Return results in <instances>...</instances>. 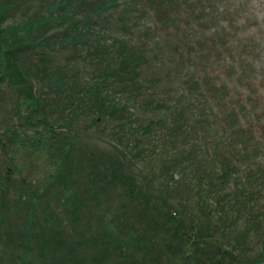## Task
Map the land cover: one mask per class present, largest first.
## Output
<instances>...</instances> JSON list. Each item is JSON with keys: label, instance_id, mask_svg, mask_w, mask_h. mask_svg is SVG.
Here are the masks:
<instances>
[{"label": "trees", "instance_id": "trees-1", "mask_svg": "<svg viewBox=\"0 0 264 264\" xmlns=\"http://www.w3.org/2000/svg\"><path fill=\"white\" fill-rule=\"evenodd\" d=\"M42 1L27 21L29 12L22 10V14L17 7L23 0H0V106L9 102L5 122L13 127L6 131L8 142L17 143L31 156L48 150L50 159L60 160V166L53 164L55 172L49 171L41 186L22 180L12 203L2 198L0 250L6 248L4 238H11L23 245L14 250H25V255L17 256L19 264H191L187 245L193 246L196 257L203 254L208 260L192 264H264V236L258 239L259 258L251 263L235 244L221 249L209 226L218 218L221 222L217 219L216 225L225 227L229 210L234 215L229 224L246 222L243 214L252 223L264 222V197H258L264 192V137L252 135L248 122V127L240 125L239 116L250 119L247 106L238 105V112L231 110L226 116L211 88H202L208 83L196 79L189 55L183 62L179 57L184 72L176 74L177 89L156 92L158 82L152 70L156 68H148L152 77L142 78L141 54L138 47L130 46L132 35L149 38L151 31L147 21L137 18V0ZM205 9H198L195 18L188 20V9L187 13L185 8L179 10L186 21L183 25L201 27L205 16L216 12ZM154 13L161 31L166 20ZM93 15L113 28L106 17H117L131 33L121 36L115 28L110 32L113 37L104 39L107 26L96 30L84 26ZM161 42L154 43L151 54L165 53L174 62L175 52L167 51ZM67 49L76 54L69 58L84 55L87 65H97L94 76L101 84L119 85L118 98L112 100L104 91L114 87L100 88L91 75L84 84L68 87L66 71L56 67L57 55ZM29 56L34 60L26 67ZM148 61L158 64L152 57ZM34 81L43 86L44 100L37 99ZM20 86L29 107L25 116L15 93ZM47 103L73 105L92 115L95 123L116 111L118 128L107 136L109 156L99 149H89L88 154L80 150L76 140L81 134L71 131L70 121L75 119L69 121L59 113L57 119L64 124L50 123L44 110ZM156 105L162 111L154 118ZM145 116L147 124L130 126L132 117ZM35 127L42 131L27 135ZM45 129L50 131L48 138ZM134 163L145 173L136 174ZM2 184L0 180V186L10 191ZM19 221L22 226L16 225ZM84 247L87 251L80 254ZM3 260L0 255V264Z\"/></svg>", "mask_w": 264, "mask_h": 264}, {"label": "rangeland", "instance_id": "rangeland-1", "mask_svg": "<svg viewBox=\"0 0 264 264\" xmlns=\"http://www.w3.org/2000/svg\"><path fill=\"white\" fill-rule=\"evenodd\" d=\"M28 1L29 0H23L20 5H17V7L19 8L18 11L22 14H24L22 10L29 12V15L27 14V21H31L30 16L33 15L32 11L38 10V3L43 5L44 2L42 0H34L35 4H32V2L30 3ZM183 2H186V5L188 6V13ZM28 5H33L34 8H30ZM143 5L145 9L142 8ZM184 8L187 13V20L190 16L194 19L200 8H206L205 11L207 12H209V10L216 12L208 17L210 19L205 16V20L200 22L201 27L197 28L195 26L192 29L183 25L186 21L181 17L179 10ZM137 9H139L137 18L140 16L142 20L147 21L146 26L151 27V31L148 34L149 38L132 35L133 39L130 43L132 45L130 46H134L136 49L138 47L137 51L141 54L138 59V64L141 66L139 67V70L141 69L139 75L142 78L152 77L150 72H148V68L154 67L156 69L152 70H155V77L158 82L155 86V90H157L156 92H163L165 90H168L169 93L174 92L177 89L174 84L176 74L184 72V69L179 66V57H181L180 62H183L189 55L195 64L196 72H194V74L196 75V79L208 83L201 86L202 88L205 86L206 89H208V87L211 88V91H213L211 93L217 98L223 113L227 116L231 110L238 112V105L241 106L243 104V107L247 106L246 110L250 114V119L247 121V117L244 116L241 118L239 116L238 120L240 121V125L248 127V122L249 127L251 128V133L253 132L252 135L254 134L256 137H264V0H137ZM155 11L161 19L166 20L164 22L166 26L164 25V27H162L163 29L161 28V31L158 30L157 26L159 25L157 24L156 26L154 23L157 19L154 13ZM142 12L144 17L142 16ZM222 12H224L223 15H221ZM183 17H185V14ZM99 18L100 17L93 15V18H89V23L84 24V26L87 29H90L91 27L95 30L107 26L105 34L103 35L104 39L113 37L110 32L111 30L114 31L115 28L121 31L117 32V34H121V36H124L125 32L131 33L130 31H127L128 26L126 24L124 26V24L118 22L117 17H113L112 19L106 17L115 28H113L112 25L101 23ZM144 21L138 25L143 26ZM121 25H123V27H120ZM177 28L181 30L178 31ZM107 32L109 33L108 35L106 34ZM154 38H156L157 41L162 39V46L170 53L175 52L174 62H170V57L167 58L165 53L162 54L157 52L156 54H151L153 45L157 42L153 40ZM147 40H149V42H147ZM66 46L70 48L68 44ZM70 55L75 56L76 54L69 49L58 54L56 58V67L61 66V68L66 71L67 82L69 84L68 87L73 86L74 89L75 83L81 85L84 84L86 79L89 78V75L95 78L94 69L97 65H95V63H89L87 65V56L84 57V55H82V58L78 56L69 58ZM150 57L155 58L158 64L153 65V63H150V61H148ZM33 60L34 59L29 56L25 66L27 67L29 64L31 66ZM37 74L38 76L41 75V73ZM163 75H165V77H163ZM183 77L186 78V75H183ZM96 80L99 84L97 86L100 88H106L107 85L114 87H107L104 91L110 93L112 100L118 98L119 95L117 94H119V85L111 83L101 84L99 79ZM34 83V92L37 99L44 100L43 96H41V88L43 86L35 81ZM15 93L18 100L21 101L20 109L23 110V116H25L29 107L25 100L22 87ZM209 96V93L206 94V97L209 98ZM177 97L179 98L178 94ZM246 98L248 100H245ZM45 102L46 101L43 103ZM45 106L44 110L47 111L49 122L52 124H64L63 121L57 119V114L59 113L62 117L67 116L69 121L75 119L73 122L72 120L70 121L72 124L71 131L76 132L77 135L81 134L76 140V146H80V150L83 149V151L88 154L89 149L92 152L99 149L100 151H103L105 155L109 156V151L107 150L110 149V147L107 143L110 142V139L107 136L114 135L113 132L118 128L119 115L116 114V111L111 112L105 121H98V123H95L91 120L93 118L92 115L84 114V110L80 111L73 105H62L58 103L57 105L50 106L49 103H47ZM158 107L157 105L154 107L157 108L154 115L150 114L154 118L161 114L162 110ZM8 109L9 102L7 101L6 104L4 103L0 106V180L3 183L2 185L10 188V191H7V188L0 186V189L3 188V190H0V203L2 198L11 203L16 199L17 195L15 193L18 187H20L22 180L29 182L34 181V185L41 186L43 182L46 181L48 172H55L53 164H58V166H60V160L58 161L56 158V162H54V157L50 159L49 153L47 152L48 150L46 153H44L45 150H43L41 154L36 153V156H31L27 151L21 150L20 147L16 145L17 143L8 142V132L6 131L8 127L12 126V123L5 122ZM148 116L140 119L132 117L129 122L130 126L135 128L139 125L147 124ZM189 119L190 118H188V120ZM232 123H234V121H232ZM188 124H185L186 130H189L192 123H190V125ZM85 129H88V131H85ZM35 131L41 132L42 130H38L36 127L31 128V130L27 131V135L31 136ZM49 134L50 131L45 129L44 136L48 138ZM51 136L53 137L52 134ZM253 140H255L254 137ZM75 164H77L76 161ZM132 166L133 171L136 174L141 176L145 173V170L142 171L141 168H138L136 163ZM5 176L8 177L7 180L5 179ZM257 179L258 177L255 178V180ZM261 191L263 192V190ZM261 191L259 192L260 196L258 195V197L263 198L264 192L262 193ZM166 197L174 202L172 195ZM230 212L231 211L229 210L227 214L230 220L234 221V219H232L234 215L231 216ZM186 214H188V211ZM252 214H256L255 211H252ZM242 217L246 222L238 221L229 224V220L228 223L225 224V227L227 226V231L225 232H223L225 228L224 226H218L221 222L218 218L214 217L215 219L211 221L212 225L209 226H211V230L213 231V234H215L214 239L221 249L224 250L227 247H230L231 249L235 244L239 253H242L248 262L253 263V261L259 258L261 248L258 239L264 236V222L258 220L253 221L252 223L251 219H249L250 217L248 218V216H244V214ZM224 218H227V216L224 215ZM217 219L219 222L218 225H216ZM16 225L22 226V222L19 221ZM4 239L6 248L0 250V255L4 258L2 264H19L21 259L17 256L22 257L25 255V250L22 248L19 250L14 249H17L16 247L19 246L22 247L23 245L19 244V239L16 240V244L10 240L11 238ZM86 251V247L81 248L80 254H85ZM232 252L233 251H230L229 254H232ZM185 253L188 255V261L191 264L194 263V261H200L199 259L208 261L203 254H201V258L196 257L193 246L187 247L186 245ZM12 255L13 258H10ZM146 264H150V262H147ZM259 264H263V262L260 261Z\"/></svg>", "mask_w": 264, "mask_h": 264}]
</instances>
